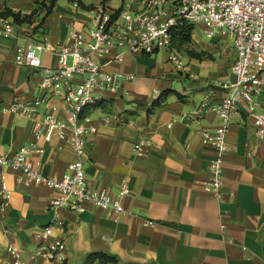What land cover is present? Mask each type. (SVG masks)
I'll return each instance as SVG.
<instances>
[{"label": "crops", "instance_id": "obj_1", "mask_svg": "<svg viewBox=\"0 0 264 264\" xmlns=\"http://www.w3.org/2000/svg\"><path fill=\"white\" fill-rule=\"evenodd\" d=\"M37 1L0 0V7L26 15L39 9ZM127 1L57 0L44 20L39 9L31 22L16 24V35L0 37V154L9 156L36 142L44 152L30 155L33 164L47 176L66 172L76 158L70 143L58 134L49 141L34 136L35 119L69 115L64 85L41 87L46 70L55 71L57 55L42 53V68L32 69L16 62L17 48L33 39L66 43L72 26L84 29L95 22L97 8L119 9ZM203 35L204 25L196 24L191 48L205 55L181 52L184 70L168 60L166 51H124L122 61L115 58L117 49L104 57L93 55L105 70L135 76L115 93L97 91L95 103L104 105L88 110L96 131L86 136L83 156L91 191L104 189L117 197L126 182L130 192L121 198L126 211L109 213L89 201L83 213L53 208L59 191L26 185L20 170L0 164V264H15L10 245L21 250L24 264H83L93 252L108 253L121 264H264V133H257L243 103L232 113L227 133L223 197L217 200L204 188L215 150L203 144L201 130L215 129L221 118L205 112L197 121L193 111L204 100L223 98L233 80L236 50L229 34ZM164 91L170 92L163 104L149 113ZM36 100L34 116L1 110L13 101ZM257 102L264 113V90ZM141 138L150 144L139 157L134 145ZM6 192L11 198L3 206ZM48 225L49 237L41 243L39 234ZM57 241L65 248L51 257L49 246Z\"/></svg>", "mask_w": 264, "mask_h": 264}, {"label": "built area", "instance_id": "obj_2", "mask_svg": "<svg viewBox=\"0 0 264 264\" xmlns=\"http://www.w3.org/2000/svg\"><path fill=\"white\" fill-rule=\"evenodd\" d=\"M181 21L204 25L208 38L218 34L231 35L236 50L231 66L233 80L225 85L223 98L217 103L204 100L193 111L197 121L205 112L215 113L221 118L215 129L201 130L203 144L211 145L215 150L209 164L210 178L204 182V188L220 200L223 197L224 155L228 150L227 133L231 115L240 103L254 118L257 133H264V113L257 110V97L264 90V0H129L119 9L97 8L95 22L84 29L72 26L66 43L53 45L45 38L40 41L33 39L18 47L16 62L32 69L42 68V53L54 52L57 55V67L53 72L46 70L41 87L48 88L54 83L64 85L62 97L69 115L61 119L45 114L35 119L34 136L36 141L41 138L49 141L58 134L70 143L76 158L68 164L63 175H44L29 158L32 153L44 152V148L33 142L19 147L12 155L0 154V164L20 170L26 185L42 184L59 191L60 197L51 203L53 208L63 207L83 213L89 201L109 213L125 212L121 198L130 192L126 182L123 181L117 197L104 189L91 191L85 180L83 156L86 153V136L96 131L88 108L97 101V91L115 93L124 82L132 81L135 76L107 71L94 60L93 55L104 57L117 49L120 52L115 58L122 61L124 51L147 55L166 51L168 60L177 69L184 70L186 65L180 52L172 46L173 30ZM16 33L13 18L0 14V37H11ZM38 103L37 100L27 103L13 101L3 105L1 110L34 116ZM68 131H71L70 136ZM149 144L145 138L139 139L134 145L135 154L145 156ZM10 198V192L4 193L2 205H7ZM50 229L51 225H48L40 232L41 243L49 237ZM64 248L65 244L57 241L49 246L48 254L53 257ZM7 251L13 255L15 264H24L17 246L10 245Z\"/></svg>", "mask_w": 264, "mask_h": 264}, {"label": "trees", "instance_id": "obj_3", "mask_svg": "<svg viewBox=\"0 0 264 264\" xmlns=\"http://www.w3.org/2000/svg\"><path fill=\"white\" fill-rule=\"evenodd\" d=\"M57 0H39L37 1L38 8L41 10H44V15L42 17V20L46 16H48L55 6ZM81 4V3H79ZM37 9V10H39ZM33 11L31 14L23 15L21 12H15L11 10L10 8H2L0 7V14L10 16L13 18L15 24H20L24 22H31L32 17L34 13L37 11ZM195 25L188 23L186 21L179 22L176 27L173 30V37H172V46L178 51V52H186L191 57L201 58L205 55L204 52H197L196 50L191 48V44L193 42V31H194ZM170 91H164L153 103L151 110H149V113H151L153 110L159 108L163 102L165 101V96ZM104 105L103 102H97L93 105H91L90 108H96ZM83 264H121L119 260L109 255L105 252H93L86 256Z\"/></svg>", "mask_w": 264, "mask_h": 264}, {"label": "rangeland", "instance_id": "obj_4", "mask_svg": "<svg viewBox=\"0 0 264 264\" xmlns=\"http://www.w3.org/2000/svg\"><path fill=\"white\" fill-rule=\"evenodd\" d=\"M195 32H196L197 36H199V37L201 36L200 33L203 34V32L199 30V28H197ZM204 36L206 37V35H203V39H205ZM206 38H208V37H206ZM195 46H196V44L194 43V47H195ZM179 54L182 55V53H179ZM183 54H184V53H183ZM70 63H71V60H70Z\"/></svg>", "mask_w": 264, "mask_h": 264}]
</instances>
